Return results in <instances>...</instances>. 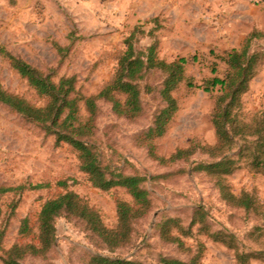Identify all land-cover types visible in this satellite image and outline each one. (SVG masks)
Returning a JSON list of instances; mask_svg holds the SVG:
<instances>
[{"label":"rangeland","instance_id":"374dc122","mask_svg":"<svg viewBox=\"0 0 264 264\" xmlns=\"http://www.w3.org/2000/svg\"><path fill=\"white\" fill-rule=\"evenodd\" d=\"M257 3L264 8V0ZM198 6L195 3L184 11L187 20H198L194 15ZM135 29L132 42L137 50L156 44L159 57L165 60L188 59L187 78L174 93L179 110L167 133L151 141L158 157L154 156L144 137L163 106L159 89L164 74L149 71L139 82L142 115L121 116L112 102L99 99L90 140L108 172L144 176L151 210L133 223L130 241L117 248L102 243L84 221L63 214L56 220L51 250L42 256L27 255L24 264H88L95 254L157 263L163 256L187 259L198 243L205 247L203 264H245L238 257L241 253L252 256L247 264H264V174L243 167L227 176L235 194L247 191L257 197L259 208L253 211L228 203L215 177L196 169L201 160L209 159L198 142L216 141L211 112L218 91L208 93L203 86L214 75L224 76L226 66L219 56L227 45L203 39L205 31L193 29L182 19L175 22L166 17L160 0H0V46L52 73L56 80L75 76L77 89L85 96L96 95L113 78L127 49L126 39ZM256 47L264 49V40H258ZM0 82L32 103H45L2 53ZM243 105L248 116L264 107V65L244 95ZM80 106L81 118L86 119L89 112L84 101ZM179 148L193 152L170 159ZM78 156L70 144L57 143L54 135L0 102V264L5 250L28 241L20 239L23 219L36 218L42 204L65 188L96 208L106 226H117V200L131 201L132 197L122 187L108 191L95 187L81 170ZM195 214L204 216V221L192 228L190 236L181 235L186 249L162 239L161 226L167 218H179L188 229ZM206 228L228 234L237 249L206 234Z\"/></svg>","mask_w":264,"mask_h":264},{"label":"trees","instance_id":"16d2710c","mask_svg":"<svg viewBox=\"0 0 264 264\" xmlns=\"http://www.w3.org/2000/svg\"><path fill=\"white\" fill-rule=\"evenodd\" d=\"M136 31L135 29L126 39L127 49L119 58L113 78L96 95L90 96L80 94L75 76H62L56 80L52 73L44 72L0 46V53L9 59L12 67L45 99V103H32L24 96L6 90L1 82L0 102L54 135L57 143L70 144L79 153L81 170L88 174L95 187L103 191L122 187L132 197L131 201L117 200L118 224L115 228H109L96 208L76 191L65 188L64 192L48 198L42 204L36 218L27 216L23 219L19 229L20 239L28 241L16 243L5 250L3 264H24L23 259L27 255H46L55 242L56 220L63 214L84 221L102 243L110 248H117L130 241L133 223L145 217L151 210L152 198L143 186L144 176L108 172L90 140L96 128L99 99L112 102L114 110L121 116L134 119L142 115L144 105L139 82L149 71L164 74L159 89L163 106L158 110L153 125L144 137L146 142L150 141V151L154 156L158 157L152 142L167 133L179 110V100L174 93L187 78L188 59L178 57L173 61L165 60L159 57L156 44L147 47L146 51L137 50L132 42ZM258 40H264V30L254 28L244 37L239 47L224 50V54L219 56L226 66L224 76L214 75L203 86L208 93H214L216 89L218 91L211 112L216 141L213 144L198 142L200 151L207 154L209 159L201 160L196 167L197 170L215 177V184L224 200L233 206L253 211H258L259 208L257 197L247 191L235 194L227 182V176L243 167L264 174V107L250 116L244 112L243 107V97L264 65V49L256 47ZM58 47L63 49L62 46ZM217 71V66H214L212 72ZM189 85L194 86L191 83ZM81 101H84L89 112L86 119L81 118ZM190 151V148H179L170 159L186 157ZM197 215L193 217L188 229L179 218H167L161 226L162 239L186 249L181 235L190 236L192 228L204 221V216L198 218ZM204 231L215 240L237 249L228 240L229 235L223 231L214 232L208 228ZM204 250L203 243H198V249H190L187 259L163 256L157 263L95 254L88 264H203ZM238 257L247 264L252 256L241 253Z\"/></svg>","mask_w":264,"mask_h":264},{"label":"crops","instance_id":"0c3cea01","mask_svg":"<svg viewBox=\"0 0 264 264\" xmlns=\"http://www.w3.org/2000/svg\"><path fill=\"white\" fill-rule=\"evenodd\" d=\"M195 3L199 5L197 9L194 7V15H197L198 20H187L183 13L190 11ZM160 7L166 17L175 19V22L182 19L186 25H192L193 29L205 31L207 35L202 36L203 39L224 42L227 45L224 50L239 47L244 37L254 28L264 30V8L256 1L160 0Z\"/></svg>","mask_w":264,"mask_h":264},{"label":"built area","instance_id":"2783aa9c","mask_svg":"<svg viewBox=\"0 0 264 264\" xmlns=\"http://www.w3.org/2000/svg\"><path fill=\"white\" fill-rule=\"evenodd\" d=\"M256 2H261L262 0H255Z\"/></svg>","mask_w":264,"mask_h":264}]
</instances>
